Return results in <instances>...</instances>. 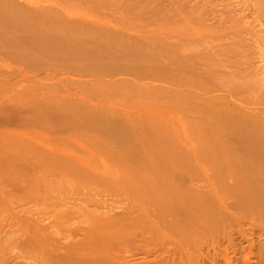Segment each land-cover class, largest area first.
I'll return each instance as SVG.
<instances>
[{
  "label": "rangeland",
  "instance_id": "obj_1",
  "mask_svg": "<svg viewBox=\"0 0 264 264\" xmlns=\"http://www.w3.org/2000/svg\"><path fill=\"white\" fill-rule=\"evenodd\" d=\"M219 138L264 156V0H0V264H264L258 163L209 216L127 205L169 158L232 189Z\"/></svg>",
  "mask_w": 264,
  "mask_h": 264
},
{
  "label": "bare ground",
  "instance_id": "obj_2",
  "mask_svg": "<svg viewBox=\"0 0 264 264\" xmlns=\"http://www.w3.org/2000/svg\"><path fill=\"white\" fill-rule=\"evenodd\" d=\"M222 132H224V131H222ZM250 135L251 134H249V136ZM192 140H190L189 142H192ZM217 141H218V148H217L218 153L214 152L215 148L212 147L213 144L211 145L210 141L208 142L207 140L204 141L205 142L204 144L201 143V145H198V147H197V145L194 144V141L192 143H189V144L192 146V148H193V145H194V147H197V149L196 148L195 149L197 151H199V153L202 154V157H200V159L206 165H208V169L210 171V176H212L214 179H216V180L222 179V181H223V178H222L223 169L225 168L226 165H228V167H227L229 170L228 172L232 176L233 179L235 178L234 180L236 182L232 186L233 190L232 189L225 190L220 185L219 188L215 187V190L212 193L214 198H212V197L209 198V196H205V195L192 194V191L187 186H186V189L187 188L188 189L187 190L184 189L185 184L182 187V184L185 183V179L182 180L184 176H181V175H185V174H183L181 172H177L179 170L178 167L181 166V163L183 160L178 159V161H177V159L175 160V158L174 159L169 158L167 160V162L170 163L171 166L173 165V170H170L169 172H164V173H160L157 170L153 173L154 176L150 179V186H151V189L154 190V194H151V192H149V194H147L148 193L147 191H149L150 189L149 190H148V188L144 189L143 186L139 185L137 188L140 189V191H138L136 189V193L132 192V194L135 193L133 195L135 197L134 201H136V203H134V205H131L133 203V201H132V198L131 199L129 198L127 205L136 206V205H138L137 201H140V198L146 199L147 197H149L152 201H159L160 204H164L165 205L164 209L166 211H168L169 213H171V217H172L173 221L177 224H180V222H183L186 217H188L190 215H194V213H195L194 211L197 209V207H198V209L200 208L201 212H203L205 214V216H209L210 213L212 212L213 204L215 202H222V200H224L228 197V194H230V195L231 194L235 195L237 193L240 194V191L243 189V187L246 184L248 185L251 182L250 179H248L249 175L247 173V170L250 169L248 166V162H250L252 164V167L256 166L255 163L256 164L258 163L257 165H259V167H264V160H263L264 156L258 157V155L255 154L256 152L253 149L249 148L248 146H247V148H244V149L243 148L238 149L239 147H232L231 149H233L235 152L232 155V153L229 151L230 149H228L229 147L227 146V143H226L227 140L226 139L219 138ZM223 142H224V144H223ZM207 143H209L212 152L210 154L207 153V157L209 155V159H207V158L204 159L203 154H206L205 153L206 151L208 152ZM221 144H223L222 147H220ZM239 146H240V144H239ZM195 149H194V152H196ZM243 150H245V153L243 152ZM175 151L176 152H174V153H181L182 152L181 149H178V150L176 149ZM190 151H191V153H193L192 150H190ZM240 151H241V153H244L245 155H247V157L249 158L248 161L243 160V158L240 156L241 155ZM213 152L215 153V155H213ZM183 154H188V151H184ZM237 155H238V157H236ZM233 157H235V158H233ZM162 159H164V161H165L164 157H162ZM189 163L192 164L191 162H188V164ZM215 168H216V170L213 171V169H215ZM188 174L189 175H187V178H188V176L193 178L192 171H190ZM246 175H248V176H246ZM245 177H247V178H245ZM255 178L257 179V177H255ZM192 180H190V181H192ZM256 182H257V180H256ZM262 185H264V183ZM183 190H185L186 192ZM132 194H131V197H132ZM185 194H189V201H186V200L182 201V196H185ZM261 194H262V192H261ZM243 195L244 194H241L240 196H243ZM263 195H264V193H263ZM243 197H245V195ZM248 198H249L248 200H244L245 203H247L248 205L251 204L250 202H252V203L255 202V201H252V198H250V195L248 196ZM130 201H131V203H130ZM262 201H264V198ZM262 201H261V203H262ZM259 202H260V200L258 201V203ZM257 205H255V206L257 207ZM262 207H264V206H262ZM244 208H246V207H244ZM249 208H250V206H249ZM258 210H257V213H259ZM248 211H249V209H248ZM261 215H263V214H261Z\"/></svg>",
  "mask_w": 264,
  "mask_h": 264
}]
</instances>
